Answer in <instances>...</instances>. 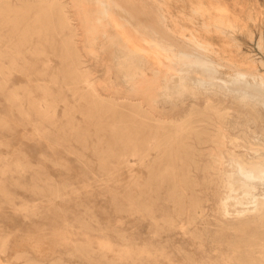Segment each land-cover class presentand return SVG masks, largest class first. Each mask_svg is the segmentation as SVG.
I'll use <instances>...</instances> for the list:
<instances>
[{
	"label": "rangeland",
	"instance_id": "1",
	"mask_svg": "<svg viewBox=\"0 0 264 264\" xmlns=\"http://www.w3.org/2000/svg\"><path fill=\"white\" fill-rule=\"evenodd\" d=\"M67 1L72 22L77 26L76 45L87 60L85 65L95 68L97 87L106 93L112 83L107 72L114 64L112 55L107 51L96 58L86 40L91 31L79 20V2ZM161 1L177 32L200 33L239 63L248 65L255 61L264 71V48L259 43L260 38L264 42V0ZM2 2L0 8L4 5L1 10L5 11L6 0ZM146 2L155 6H145ZM159 3L160 0H138L142 22L154 20L156 24L157 13L152 9ZM194 9L199 14H193ZM5 18L6 11L4 18L0 16V264H230L228 260L232 264H255V260L264 264L262 258L250 253L255 247L258 249L255 243L262 237L263 229L252 232L250 228L251 232L243 234L232 226H223L233 213L220 214L213 185L206 188L199 183L194 186V193L191 188L187 190V202L191 194L205 200L204 214H196L198 219L189 222L186 215H179L172 199L174 180H160L159 164L144 165L138 157H128L130 145L138 136L129 128H120V113V120L116 115L89 114L90 102L73 93L63 81L67 64L62 63L58 53L62 33L49 31L50 42L44 37H39V42L35 36V46L30 41H19L20 33L11 28V14L9 21ZM219 18L227 27L233 22L237 29L228 33L234 32V39L216 28ZM16 44L19 48L14 46V50L12 45ZM31 49H36V53ZM112 72H117L116 68ZM52 75H56L54 80ZM222 99L224 105L233 106L230 97ZM44 104L51 105L49 116ZM242 116L232 112L231 124L238 121L244 128L231 129V125L229 131L240 137L241 144H248L243 130L253 132L264 126V112L258 124ZM178 169L181 173V167ZM195 173V180L203 182L205 173ZM180 178L178 175L179 182ZM167 218L176 220L175 224L171 226Z\"/></svg>",
	"mask_w": 264,
	"mask_h": 264
},
{
	"label": "bare ground",
	"instance_id": "2",
	"mask_svg": "<svg viewBox=\"0 0 264 264\" xmlns=\"http://www.w3.org/2000/svg\"><path fill=\"white\" fill-rule=\"evenodd\" d=\"M8 1L5 2L7 4V6L5 4L7 19H5L9 21L11 14L13 26L11 28L15 33H20L17 36L20 37L19 41H30L31 44H34L35 36H38L37 39L44 37L47 41L48 36L50 37L49 31H58L63 34L62 45L60 44L61 52H58L59 50L57 52L60 53L62 63L67 64L62 72L66 86L69 85L74 90L73 93L79 94L81 99L90 102L91 111L89 114L98 115L96 117L110 114L111 117L116 115L118 118L117 114L120 113L122 121L121 127H119L129 128L138 136L132 142L133 146L130 145L132 148L129 147L131 151L128 157H138L144 165L158 163L160 180L166 178L174 180L172 199L177 206L179 215H186L191 222L197 218H195L196 214L198 217L199 214H204V198L197 194H191L187 202L185 199L187 190L191 188L194 193L193 188L199 183L205 184L206 188L213 185L216 207L220 214L229 216V213H233V216L231 215L223 222L225 223L223 226H232L243 234L251 232L250 228L253 229L252 232L254 229L261 232L259 230L263 229L262 237L255 243L258 249L255 247L250 250V253L264 260V126L253 132L247 131L245 128L241 133L245 135L248 144L243 143L244 145L238 140L239 136H234L233 132L229 131L231 125L234 127L231 129L242 127V125L240 126L242 123L235 120L236 124H231L233 118L230 120V116L233 111H237V114H244L247 116V121L252 120L256 124L262 119L264 71L259 69L256 62L252 61L248 65L239 63L225 54L223 50L217 49L210 40L202 37L200 33L177 32L176 27L170 24L171 19L161 0L156 9H152L157 13L156 24L154 20L151 21L154 22L153 24L146 22V19L145 23L142 22L141 11L137 10L139 8V6L137 7L138 0H123L124 2L77 0L79 2V20L86 24V28L91 31L88 38L86 37L91 52L96 54V58H99L109 51L114 62L113 67L117 71L112 72L113 67L108 68L107 72L112 83L106 89L107 92L103 93L94 81L95 68L85 65L87 60L83 59V54L76 45L77 26L72 22L67 8L70 1L17 0L18 2H11V4ZM2 3L1 5H3ZM149 3L146 2L145 6H148ZM127 4L130 6L127 7ZM151 6L153 8L155 5ZM1 8L0 16L4 18L5 11ZM192 12L199 14L198 9H194ZM147 16L149 19V15ZM144 17L146 18V16ZM191 18L193 19V17ZM215 24L216 28L222 29L223 34L231 35V37L234 32H228L237 29L233 22L232 26L227 27L223 18H219ZM204 26L207 28L206 23ZM51 39L53 38L51 37ZM40 40L42 39L40 38L39 42ZM259 40L260 45L264 48V42L261 38ZM42 43L45 44L44 42L40 44ZM46 43L48 44V42ZM36 44L38 45V43ZM17 45L12 46L14 48ZM236 45L238 46V43ZM19 47H22V44ZM31 50L33 51V49ZM33 52L36 53V49ZM20 55L22 54H19V57ZM20 58H24V56ZM55 76L52 80L55 79ZM120 86H124V88ZM47 90L51 91L49 87ZM222 97H230L233 106L224 105ZM44 99L42 98V100ZM41 106H39L40 109ZM45 106V113L49 116L51 105ZM55 108L54 106L53 109ZM53 112L55 114L56 111ZM108 126L110 125L108 124ZM241 146L246 148L241 150ZM126 154H128L127 151ZM178 166L182 169L181 173L177 172ZM195 171L205 173L203 182L195 180L197 175ZM178 175H181L180 182ZM230 207L233 208L232 212ZM216 213L218 212L216 211ZM166 220L171 226L176 221L171 218ZM225 232L223 233L225 234ZM230 236H232L231 233ZM236 243L238 244V242ZM228 262L232 264L231 260ZM257 264H260L259 261Z\"/></svg>",
	"mask_w": 264,
	"mask_h": 264
}]
</instances>
